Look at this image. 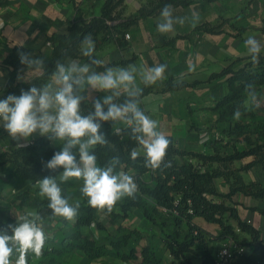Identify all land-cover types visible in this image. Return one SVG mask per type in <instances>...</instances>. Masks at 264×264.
Instances as JSON below:
<instances>
[{"label":"trees","instance_id":"1","mask_svg":"<svg viewBox=\"0 0 264 264\" xmlns=\"http://www.w3.org/2000/svg\"><path fill=\"white\" fill-rule=\"evenodd\" d=\"M124 1L103 0L100 13L91 15L76 1V12L68 32H54L48 36L52 54L49 59L44 58L47 72L50 74L54 71L57 61L66 63L69 59L80 58L88 62V58L83 57L80 51V43L85 34H92L95 41L94 56L100 59L97 52L106 43L115 42L122 48L128 47L126 34L129 29L142 20L159 15L165 5L175 8L215 0H147L135 13L123 16L121 9ZM228 21L229 18H222L214 24L204 22L197 25L194 32L221 33L224 31L221 26ZM244 29L239 28L238 34L241 35ZM19 51L32 53L34 56L32 48L25 45L21 48L19 44L14 45L4 56L3 61L12 66L13 70L2 99L9 94L19 96L21 89L27 90L33 85L39 87L48 80L47 75L27 81L18 80V72L26 67L20 63ZM134 59L135 56L120 58L105 65H124ZM222 77L228 90L210 107L218 115V134L206 141L210 151L182 147L173 135L168 134L172 143L167 150L165 162H172L170 168L162 165L161 169L154 172L144 166L143 156L133 162L130 151L137 144L130 138V130H126L125 125L117 127L112 122H104L102 131L107 135L110 146H97L95 149L98 166H105L112 156L119 155L122 164L117 171L124 167V171L134 176L139 188L136 199H121L112 213L107 214L110 218L108 223L117 225V230L107 241H102L91 228L94 226L106 229L108 224L100 219L99 210L91 207L87 202L88 198L82 195V180L71 178L63 182L57 178L62 196L68 198L70 204L80 202L78 216L72 224V221L60 217L61 236L49 237L41 256L37 257L30 252L27 264L34 259H39L41 264H63L64 258L76 250L84 252L89 259L110 256L121 259L124 264H194V257L201 260L200 264H215L220 249L218 245L226 239L253 245L255 250L262 249L264 256V240L260 230L242 220L236 206L228 202L234 201L233 197L239 193L264 201V183L258 180L246 181L244 178V171L254 166H260L264 171V108L258 110L245 103L247 84H254L256 91L264 87V49L258 63H253L250 56L239 57L220 71L213 72L207 80L190 82L172 74L155 85L144 87L142 84V99L153 91L182 90ZM179 78H182V83L177 84ZM237 108L242 112L238 121L233 118ZM92 110L90 101L82 104L84 114ZM57 151L60 149L53 146L47 137L40 135L25 144L3 151L0 153L2 163L12 162L14 168L6 174V179L0 186L12 179L19 182L30 180L36 184L45 176L57 177L63 169L50 172L43 166V162L50 160ZM246 158L250 160L242 163ZM218 178H222L228 185L227 192L219 190L216 184ZM15 200L20 209H34L41 216V223L56 218L48 207V199L39 194L38 185L19 192ZM135 209L142 212L143 229L120 223L127 220ZM257 209L264 213V208ZM8 212L7 206L0 205V229H7L8 225H12ZM198 217L217 224L216 232L198 223ZM232 220H236L239 229L248 236L242 237ZM8 233H11L10 229ZM16 258L15 254L11 257L13 264Z\"/></svg>","mask_w":264,"mask_h":264},{"label":"clouds","instance_id":"2","mask_svg":"<svg viewBox=\"0 0 264 264\" xmlns=\"http://www.w3.org/2000/svg\"><path fill=\"white\" fill-rule=\"evenodd\" d=\"M187 19L175 16L172 6L165 5L157 21V31L161 34L172 32L174 25H183ZM198 19V14L194 12L193 20ZM244 44L252 62L258 63L264 45L254 36H248ZM80 51L83 57L88 58L87 63L57 61L50 74L43 57L19 51L20 63L26 66L27 71L21 69L17 79L27 81L29 75L34 78L47 75L48 80L39 87L33 85L27 90L21 89L19 96L9 94L0 99V125L17 142L28 141L35 133L53 143L60 142L61 150L43 162L44 168L50 172L63 169L58 176L63 182L71 178L83 180L81 193L88 198V204L107 215L121 199H136L139 188L134 176L124 171V167L117 171L122 164L119 155L112 156L105 166H98L95 149L97 146H110L107 135L102 131L104 122H121L126 130H130L128 134L137 144L130 151L133 162L143 156L144 166L154 172L162 165L166 168L172 166L171 161L165 162L171 140L157 130L158 122L140 107L144 93L140 84L148 87L165 79L167 65L145 64L139 69L134 65L107 66L94 56L95 41L91 33L84 35ZM99 68L103 70L98 71ZM189 71H194L193 65H189ZM137 76L140 84L137 83ZM176 83H182V78ZM96 92L104 95L96 97L93 95ZM245 92V103L259 108L255 85L247 84ZM89 101L93 110L84 114L82 104ZM241 116L242 112L237 108L233 118L238 121ZM37 183L39 194L48 199L52 214L75 222L80 202L70 204L69 199L62 196L57 177L48 175ZM41 219L38 213L29 212L21 216L15 226L0 229V264H13L11 257L14 254L17 256L14 264H27L30 252L37 257L42 255L49 237Z\"/></svg>","mask_w":264,"mask_h":264},{"label":"crops","instance_id":"3","mask_svg":"<svg viewBox=\"0 0 264 264\" xmlns=\"http://www.w3.org/2000/svg\"><path fill=\"white\" fill-rule=\"evenodd\" d=\"M76 1L80 2L81 7L89 15L99 14L103 3V0H0V53H2L0 58V99L7 91V83L13 70L12 66L3 61L4 56L14 45L22 44L32 48L34 56L49 59L52 54V45L48 44V36L54 32H68L76 12ZM145 2L147 0H125L121 9L122 15L127 16L135 13ZM172 9L175 16L188 18L183 25L176 24L172 32L161 34L157 31L160 14L149 17L129 29V37H126L129 41L128 47L122 48L115 42L106 43L97 52L99 58L107 63L135 56V59L128 64H119L113 67L134 65L139 69L145 64L148 66L165 64L167 65L164 73L165 78L174 74L192 82L207 80L213 72L220 71L230 61L248 56L244 44L248 36H254L264 45V0H215L210 3H193ZM194 12L199 17L195 21L193 20ZM222 18L230 19L221 26L223 32H194L197 25L204 22L214 24L221 21ZM239 28H245L241 35L238 34ZM178 35L185 37H177ZM69 60L87 63L80 58ZM189 65L194 66V71H189ZM22 69L24 72L27 71L26 67ZM32 78L34 77L29 75L28 80ZM137 83L140 84L139 76H137ZM227 90L228 85L222 77L182 90L153 91L142 99L140 107L158 122V131H162L166 135H173L180 146L192 150L210 151L206 141L218 134V115L210 107ZM256 92L257 95L262 92L261 101L264 103V87H260ZM93 95L102 97L104 94L96 92ZM113 124L117 127L123 126L121 122ZM38 136L39 134L35 133L28 141L17 142L0 125V153L15 145L25 144ZM52 145L61 150L59 144L52 142ZM248 160L250 158L244 159L242 163H246ZM13 168L12 162L2 163V159H0V183L6 179V174ZM244 178L246 181L258 180L264 183V171L260 166H254L248 171H244ZM216 184L219 190L228 191V185L222 178H218ZM33 185H38V183L33 184L30 180L19 182L12 179L4 186H0V193H2V195L0 194V205L6 206L5 195H9L11 192L15 193L18 189L19 193ZM233 200L228 202L236 206L242 220L260 230L261 238L264 240V213L257 209L264 208V201L242 193L235 195ZM32 211L35 212L34 209ZM134 211L139 213L137 216L139 223H133V226L143 229L141 227L142 212L139 209ZM104 216L110 219L107 215L104 214ZM59 218L56 216L54 220L50 221L54 229L51 234L47 235L48 237L61 236L62 229ZM100 219L104 222L102 217ZM130 219L131 216L127 220ZM196 221L210 231L216 232L218 229L217 224L209 223L201 217L196 218ZM231 222L237 227V231L241 233L242 237L248 236L247 233L239 229L236 220ZM72 223L70 222V224ZM107 228L109 227L107 226ZM91 229L97 228L93 226ZM232 241L234 240L226 239L218 247ZM240 245L242 249L236 258L238 263L264 264L262 249L255 250L254 246L249 244ZM78 251L87 256L80 250L69 255ZM90 260L89 264H124L121 259H114L110 256ZM200 262L198 257H194V264H200Z\"/></svg>","mask_w":264,"mask_h":264},{"label":"rangeland","instance_id":"4","mask_svg":"<svg viewBox=\"0 0 264 264\" xmlns=\"http://www.w3.org/2000/svg\"><path fill=\"white\" fill-rule=\"evenodd\" d=\"M261 96H262V92L258 93V99L260 100V107L259 108H256L258 110H262L264 108V103L261 101ZM55 144H59L60 145V142H56ZM62 147V145H60ZM18 191L19 189L17 190V192H11V194H7L4 196V198L6 199L7 203H6V206L8 207L9 209V216L11 218V222H12V225L15 226L17 224V222H19V218L21 216H24L26 215L27 213L29 212H33L32 211V208H27V209H20L18 207V205L16 204V195L18 194ZM2 195V193H0ZM23 210V211H22ZM137 216H139V213L134 211L132 212L131 214V219L128 221L126 220H123L121 221L120 223L123 224V225H127V226H130V227H133V223H139V219L137 218ZM99 217H102L104 222H107V226L109 228H106V229H95V230H92L93 233L96 234V236H98V238H100L102 241H107L109 239V237L112 236V233H114L117 229V225H113V224H109V219L107 217L104 216L103 212L99 211ZM130 221H132L130 223ZM43 224V228H44V231H45V234L48 235V234H51L52 233V230L54 229V226L52 225V222H46V223H42ZM95 228V227H94ZM88 230L90 228H87ZM11 231V230H10ZM11 234V233H10ZM64 263L63 264H89L90 263V259L85 256L83 253L81 252H75L71 255H68L64 258ZM32 264H41L40 263V260L39 259H34L32 261Z\"/></svg>","mask_w":264,"mask_h":264},{"label":"built area","instance_id":"5","mask_svg":"<svg viewBox=\"0 0 264 264\" xmlns=\"http://www.w3.org/2000/svg\"><path fill=\"white\" fill-rule=\"evenodd\" d=\"M126 37H129V33L126 34ZM241 249L242 246L234 241L222 245L217 252L215 264H240L236 258Z\"/></svg>","mask_w":264,"mask_h":264}]
</instances>
